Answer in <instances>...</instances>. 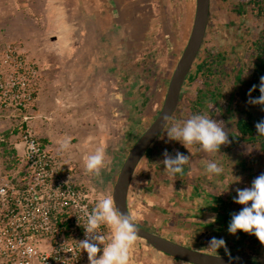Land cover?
I'll return each instance as SVG.
<instances>
[{
  "label": "rangeland",
  "instance_id": "374dc122",
  "mask_svg": "<svg viewBox=\"0 0 264 264\" xmlns=\"http://www.w3.org/2000/svg\"><path fill=\"white\" fill-rule=\"evenodd\" d=\"M85 1L94 7L99 4L97 0H0V50L7 45H18L38 67V72L43 67L50 71L44 84L38 86V106L33 105L35 119L31 120V130L43 146L61 159L65 170L67 167L72 170L77 186L87 190L92 208L100 196H111L129 149L160 110L168 81L190 32L195 0H139L140 3H134L129 10L140 20L132 21L127 14L125 23L129 21L130 24L123 27L126 31L123 41L116 45L105 35L108 60L98 63L87 57V49L94 51L96 44H89L92 40L89 35L94 36L95 28L103 34L110 33L109 7L107 10L106 5L100 3L101 10L87 11L94 20L91 23H84L86 13L76 6L61 9ZM239 3L240 0H209L204 41L183 84L169 127L194 114L191 102L200 81L196 68L206 51L224 53L232 75L238 71L233 69L235 63L246 62L243 45L261 34L264 19L251 13L238 16L234 8ZM68 22L70 25L62 26ZM120 31L121 27L113 28L117 35ZM68 34L76 36L72 58L66 55L71 44L62 40ZM54 38L60 41L54 42ZM111 48H116L119 55L115 56ZM105 60L108 63L103 65ZM249 74V69L245 68L237 83L233 85L231 80L225 86L227 96L231 94L232 99L231 110L222 127L228 132L230 143L222 145L219 153H205L198 145L188 150L180 142L169 141L165 129L137 165L127 205L136 223L150 232L192 249L228 255L224 248L218 249V253L207 249L212 237L223 238L231 255H249L264 264V245L254 235L242 231L230 234L229 224L222 223L216 217V210L210 209L221 205L231 221L232 214L243 207L233 200L236 189L250 187L252 181L264 173V136L255 142L231 136L234 122L239 118L246 119L249 114L259 121L264 119L260 106L247 103ZM201 114L221 122L207 109ZM7 125L0 123V135L9 132ZM66 138L70 140V148L58 153L59 142ZM101 147L110 163L96 177L85 171L84 157ZM165 150L173 156L179 151L191 157L185 165L187 176L184 180L166 173L162 164ZM208 161L221 165L223 174H208L205 170ZM212 216L216 221L208 224ZM103 230L110 239V230ZM130 264L186 263L158 253L137 239L130 251Z\"/></svg>",
  "mask_w": 264,
  "mask_h": 264
},
{
  "label": "built area",
  "instance_id": "2783aa9c",
  "mask_svg": "<svg viewBox=\"0 0 264 264\" xmlns=\"http://www.w3.org/2000/svg\"><path fill=\"white\" fill-rule=\"evenodd\" d=\"M38 77L18 45L0 50V122L9 131L0 135V264H89L79 246L86 218L75 207L91 210L89 194L31 130Z\"/></svg>",
  "mask_w": 264,
  "mask_h": 264
},
{
  "label": "clouds",
  "instance_id": "9594fccd",
  "mask_svg": "<svg viewBox=\"0 0 264 264\" xmlns=\"http://www.w3.org/2000/svg\"><path fill=\"white\" fill-rule=\"evenodd\" d=\"M259 84L252 85L248 91L247 103L260 106L264 111V76L259 78ZM259 89L260 95L252 97V93ZM170 116L164 117L162 130L166 129L169 141L180 142L189 150L192 146H199L205 153H219L222 145L230 143L229 134L222 122H218L207 115L196 113L182 122H174L168 126ZM255 129L257 136H264V119L256 122ZM70 148V140L63 139L59 142L58 153L66 152ZM162 164L170 177L183 175L185 165L190 162V156L177 151L175 155L169 154L167 150L163 153ZM109 160L106 159L104 148H97L94 153L84 157V168L88 174L99 177L101 170L105 169ZM206 172L210 175L219 176L223 174V167L214 161H208ZM240 178H236L239 181ZM237 195L234 202L242 205L238 213H233L228 232L235 235L238 231L254 235L261 245H264V173H261L253 181L250 187L236 189ZM83 216L86 223L85 239L79 241L81 250L87 252L89 264H130V251L138 239V226L134 217L129 213L121 212L115 200L111 196H100L94 207L88 210L77 203L75 205ZM216 217L212 216L208 224L215 223ZM107 228L111 232L110 239H107L102 232ZM224 248L229 255L226 241L223 238L212 237L207 249L218 253V249ZM99 253H102L98 255ZM216 258H220L217 256Z\"/></svg>",
  "mask_w": 264,
  "mask_h": 264
},
{
  "label": "water",
  "instance_id": "95a60500",
  "mask_svg": "<svg viewBox=\"0 0 264 264\" xmlns=\"http://www.w3.org/2000/svg\"><path fill=\"white\" fill-rule=\"evenodd\" d=\"M208 19L209 0H195L190 32L168 81L160 110L155 115L150 125L143 131L129 149L112 186L111 197H113L121 212L129 213L127 196L137 165L150 149L154 141L164 131L162 130L164 117L170 116L171 119L179 103L184 81L203 44ZM137 226L138 239L143 241L146 247L186 264H257L253 260L241 257L216 255L192 249L145 230L138 224ZM217 256L220 258H216Z\"/></svg>",
  "mask_w": 264,
  "mask_h": 264
},
{
  "label": "trees",
  "instance_id": "16d2710c",
  "mask_svg": "<svg viewBox=\"0 0 264 264\" xmlns=\"http://www.w3.org/2000/svg\"><path fill=\"white\" fill-rule=\"evenodd\" d=\"M234 12L240 17H245L247 13H251V15H256L257 17L264 19V0H240V3L234 8ZM260 33L261 34H259L253 41H246L244 43L242 53H244V55L247 54L246 62L238 65L235 63L233 69H237L238 71L233 75L228 68L224 53L205 52L202 61L196 68V77L200 81L199 88L196 91L193 101L191 102L192 113L201 114L203 109H207L214 115L215 118L223 122L226 120L227 113L231 110L232 99L231 94H228L227 96V92L225 90L226 84H230L231 80H233V85L237 83L242 71L245 68L250 71V79L247 82L248 91L252 85L259 84V78L264 76V30ZM259 95V89L257 88L256 91L252 93V97L256 98ZM246 117V119L239 118L234 122V131L231 133V136L234 139L255 142V140H258L259 137H261L257 136L255 129V124L259 120L253 118L249 114H247ZM8 137L9 134L5 133V141ZM1 146L5 155L9 156L12 153V149L9 148L7 144H2ZM186 176L187 170L184 168L183 175L178 174L175 178L184 180ZM224 217L223 221L229 223L227 220L228 217ZM230 256L238 257L235 255ZM242 258L254 260L253 257L249 255Z\"/></svg>",
  "mask_w": 264,
  "mask_h": 264
},
{
  "label": "crops",
  "instance_id": "0c3cea01",
  "mask_svg": "<svg viewBox=\"0 0 264 264\" xmlns=\"http://www.w3.org/2000/svg\"><path fill=\"white\" fill-rule=\"evenodd\" d=\"M97 1H99L98 2L99 4L101 3L103 5H106L107 10H108V7H109L110 14L112 15V17H110L111 18V24H110V26L112 27V29L110 28V33L108 32L107 34H103V32L101 30L95 28L94 31H92L94 33V36L89 35V37L92 38V40L89 41V44H91L93 42H95L96 44L93 47L94 48V51L91 52V51H89L87 49V51L89 53L88 54L86 52L87 55H88L87 57L90 58L91 60L94 59L93 62H97L98 63L102 59H107L108 60V55L109 54L106 53L108 51H105V49L108 47V45L106 43H104L105 41L103 39V38L106 39L105 35L107 36V39H109V40L112 41L113 44L115 42V45L117 44L118 41H123L124 33L126 32L124 28L127 27V25L130 24L129 21H128V24L125 23L127 21V20H125V19H127V14L131 15L132 21H139L140 20L139 16L137 17V16L133 15L132 13H134V12L133 11L131 12V10H129V8L132 7L134 5V3L135 4L138 3V2L140 3L141 1H139V0H130L129 3H128L129 0L128 1H126V0L125 1L124 0H97ZM88 2L89 1H85L83 4L78 3L76 5H73L72 7H68V6L61 7V9H64V10H67V9H70V8L73 9L76 6V9L81 10V11H83V12L86 13V15L84 14L86 17L83 18L84 23L85 22L91 23L94 20L87 13V11L90 12V11H92V9H94V10H101L102 9V6L99 7V4H97L96 6H98V7H96V6L94 7V6H91L92 5L91 2L90 3H88ZM126 2L128 3L129 6L126 5L127 4ZM125 11H128V12L125 13ZM125 16H126V18H124ZM65 25L66 26L70 25V22H68V23H62V26H65ZM74 26H76L75 23H74ZM99 26H100V24L97 25V27H99ZM114 27H121V31L119 32V35L115 34L116 31H115V33L113 32V28ZM95 37H97L98 39H96ZM75 38H76V36L74 37L73 34H68L67 36H65V37L63 36V38H62V40L65 39V40H67L65 42H68V43L71 44L69 46V50L66 51L67 52L66 55L69 58H72L73 56L71 54L74 55V53H75L74 48H73V43L76 42V39ZM53 41L54 42H59L60 40H59V38H57L56 40L54 38ZM111 49H113V50H111V52L115 56L119 55V52H118V50L116 48H111ZM107 60H105V63L103 65H105V64L108 63ZM40 70H41V72H39V77H38L39 87H40L41 84H44V80L46 78V75L49 74V72H50V71H48V68H44V67L42 69H40ZM42 75H44V78L42 77ZM36 99H37V96L35 97V101H34V102H36V104L33 103L34 106H36V105L38 106V102H37ZM14 115H15L14 113L13 114H10L11 117L9 119L10 120L13 119L12 117H14ZM0 123H5V122H0ZM210 199H213L216 202H220V200L217 199L216 197L215 198L214 197H211ZM210 209L212 211L216 210V217H218V219H221L222 220V223L224 222L226 224H230V217L228 216L229 214L225 212V209L221 205H219L218 207L213 206ZM219 209H222V210H219ZM217 211L220 212L221 214L217 213ZM224 216H227L228 217L227 220H228L229 223L223 221V219L225 218Z\"/></svg>",
  "mask_w": 264,
  "mask_h": 264
},
{
  "label": "flooded vegetation",
  "instance_id": "af4514ba",
  "mask_svg": "<svg viewBox=\"0 0 264 264\" xmlns=\"http://www.w3.org/2000/svg\"><path fill=\"white\" fill-rule=\"evenodd\" d=\"M187 78V77H186ZM186 80V79H185ZM185 82V81H184ZM181 96V95H180ZM180 100V99H179ZM176 110V109H175ZM175 112V111H174ZM174 114V113H173ZM173 116V115H172ZM239 257V256H238ZM242 258V257H241ZM253 261H255V260H253ZM256 262V261H255ZM257 264H259L258 262H256Z\"/></svg>",
  "mask_w": 264,
  "mask_h": 264
}]
</instances>
